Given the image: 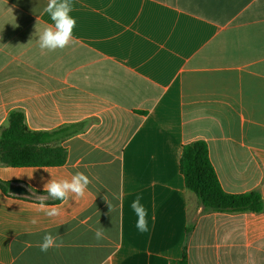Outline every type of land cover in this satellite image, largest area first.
I'll return each mask as SVG.
<instances>
[{"label": "crops", "instance_id": "obj_1", "mask_svg": "<svg viewBox=\"0 0 264 264\" xmlns=\"http://www.w3.org/2000/svg\"><path fill=\"white\" fill-rule=\"evenodd\" d=\"M47 2L0 0V132L14 112L32 131L66 128L68 157L0 166L35 195L0 188V264H177L184 247L188 264H264V209L205 213L179 168L203 140L223 189L264 202V0H72L73 40L53 52L37 43ZM76 172L84 197L44 192ZM46 233L60 247L42 252Z\"/></svg>", "mask_w": 264, "mask_h": 264}, {"label": "trees", "instance_id": "obj_2", "mask_svg": "<svg viewBox=\"0 0 264 264\" xmlns=\"http://www.w3.org/2000/svg\"><path fill=\"white\" fill-rule=\"evenodd\" d=\"M66 128L54 131H32L21 112L11 113L8 125L0 132V166L60 167L67 161V150L61 142L70 136ZM186 189L193 192L205 213L261 212L264 202L260 192H226L209 157L208 145L197 140L183 146L179 162ZM10 182L0 180V188L8 191ZM58 201V200H57ZM191 227L186 229L189 234ZM177 264H188L186 247Z\"/></svg>", "mask_w": 264, "mask_h": 264}, {"label": "clouds", "instance_id": "obj_3", "mask_svg": "<svg viewBox=\"0 0 264 264\" xmlns=\"http://www.w3.org/2000/svg\"><path fill=\"white\" fill-rule=\"evenodd\" d=\"M74 10L72 0H48L44 13H47L53 26H45L42 30L36 29L38 35V46L41 51L53 52L57 49H64L73 40V29L76 25V20L70 15ZM43 179V178H42ZM91 180L83 172H76L70 179H52L43 184L44 192L53 200L66 201L70 194L75 198L84 197L88 185ZM105 199V198H104ZM131 209L137 217L136 228L139 232H148L147 210L141 203V197L137 195L131 203ZM109 211L112 210V205L108 202ZM38 211H43L49 217L60 215L59 207L53 205L48 206L45 203V197H39ZM37 223L35 219L31 221ZM95 239L100 240L105 238V229L97 228L94 232ZM42 252H47L50 248L60 247L58 237L51 233H46L43 236L42 242L38 245Z\"/></svg>", "mask_w": 264, "mask_h": 264}, {"label": "water", "instance_id": "obj_4", "mask_svg": "<svg viewBox=\"0 0 264 264\" xmlns=\"http://www.w3.org/2000/svg\"><path fill=\"white\" fill-rule=\"evenodd\" d=\"M8 192L15 195L35 197L24 185L22 184H11L8 187Z\"/></svg>", "mask_w": 264, "mask_h": 264}]
</instances>
